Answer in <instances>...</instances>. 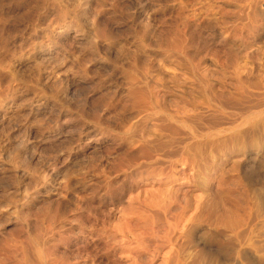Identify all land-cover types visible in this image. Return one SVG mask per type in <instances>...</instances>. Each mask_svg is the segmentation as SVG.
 <instances>
[{"label":"rangeland","instance_id":"1","mask_svg":"<svg viewBox=\"0 0 264 264\" xmlns=\"http://www.w3.org/2000/svg\"><path fill=\"white\" fill-rule=\"evenodd\" d=\"M23 252L264 264V0H0V264Z\"/></svg>","mask_w":264,"mask_h":264},{"label":"bare ground","instance_id":"2","mask_svg":"<svg viewBox=\"0 0 264 264\" xmlns=\"http://www.w3.org/2000/svg\"><path fill=\"white\" fill-rule=\"evenodd\" d=\"M257 10V9H256ZM243 11V10H242ZM256 13V12H255ZM251 22V21H250ZM103 32V31H102ZM179 36V35H178ZM180 38V37H179ZM182 40H184V39H182ZM177 41V40H176ZM173 42V41H172ZM178 44V43H177ZM174 45V44H173ZM178 46H179V44H178ZM174 48V47H173ZM225 49V48H224ZM253 49V48H252ZM255 49V48H254ZM178 50V49H177ZM181 51V50H180ZM253 51V50H252ZM250 53V52H249ZM187 55V54H186ZM194 55V54H193ZM196 55V54H195ZM238 55V54H237ZM232 56V55H231ZM188 57V56H187ZM192 57V56H191ZM229 57V56H228ZM234 59V58H233ZM253 59V58H252ZM232 60V59H231ZM231 63V62H230ZM235 64V63H234ZM196 65V64H195ZM196 70H197V68H196ZM197 72V71H196ZM198 75V74H197ZM193 77V76H192ZM240 78V77H239ZM247 79V78H246ZM242 80V79H241ZM244 82V81H243ZM249 82H250V80H249ZM259 83V82H258ZM257 84V83H256ZM203 86V85H202ZM253 86V85H252ZM251 86V87H252ZM256 87V86H255ZM202 88V87H201ZM244 88V87H243ZM261 89V88H260ZM243 90V89H242ZM157 91V90H156ZM210 91V90H209ZM208 91V92H209ZM258 91V90H257ZM158 92V91H157ZM155 93V92H154ZM192 93V92H191ZM211 96V95H210ZM232 96V95H231ZM245 97V96H244ZM140 98V97H139ZM148 98V97H147ZM202 98V97H201ZM218 98V97H217ZM223 98V97H222ZM145 99V98H144ZM149 99V98H148ZM235 99V98H234ZM233 99V100H234ZM141 100V99H140ZM203 100V99H202ZM238 100V99H237ZM136 101V100H135ZM139 101V100H138ZM145 101H146V99H145ZM213 101V100H212ZM239 101V100H238ZM242 101V100H241ZM147 102L148 101H146V105H147ZM154 102V101H153ZM203 102V101H202ZM215 102V101H214ZM201 103V102H200ZM149 104V103H148ZM158 104V103H157ZM201 104H203V103H201ZM225 104V103H224ZM153 104H151V106H152ZM155 105V104H154ZM221 105H222V103H221ZM138 106H140V104L138 105ZM137 106V107H138ZM150 106V108L151 109H153V107H151ZM233 106V105H232ZM196 107V106H195ZM148 108V107H147ZM227 108V107H226ZM209 109V108H208ZM146 110V109H145ZM162 110V109H161ZM144 111V110H143ZM136 112V111H135ZM196 112V111H195ZM210 112V111H209ZM145 113V112H144ZM198 113V112H197ZM200 113V112H199ZM198 113V114H199ZM211 113H212V111H211ZM220 113V112H219ZM152 114H154V113H152ZM139 115V114H138ZM204 115V114H203ZM145 117V116H144ZM177 117V116H176ZM195 117V116H194ZM148 118V117H147ZM178 118V117H177ZM176 118V119H177ZM139 119H141L140 117H139ZM144 119V118H143ZM175 119V120H176ZM182 119V118H181ZM210 119V118H209ZM217 119V118H216ZM142 120V119H141ZM174 120V121H175ZM178 120V119H177ZM176 120V121H177ZM197 120V119H196ZM148 121V120H147ZM167 121V120H166ZM175 121V122H176ZM179 121H181V120H178L177 122H179ZM184 121V120H183ZM194 121V120H193ZM207 121V120H206ZM140 122V121H139ZM159 122V121H158ZM153 123V122H152ZM151 123V124H152ZM169 123V122H168ZM184 123H186V121L184 122ZM155 124V123H154ZM165 124V123H164ZM182 124V123H181ZM139 125V124H138ZM153 125V124H152ZM156 125H158V124H156ZM161 126V125H160ZM140 127V126H139ZM142 127H144V126H142ZM168 127V126H167ZM174 127V126H173ZM148 128V127H147ZM151 128V127H150ZM162 128V127H161ZM197 128V127H196ZM149 129V128H148ZM168 129V128H167ZM211 129V128H210ZM213 129V128H212ZM156 130V129H155ZM162 130V129H161ZM208 130V129H207ZM139 131V130H138ZM169 131V130H168ZM160 132V131H159ZM173 132V131H172ZM139 133H140V131H139ZM152 133V132H151ZM158 133V132H157ZM147 134V133H146ZM153 134V133H152ZM155 134H156V132H155ZM200 134V133H199ZM135 135V134H134ZM143 135H145V134H143ZM154 135V134H153ZM162 135V134H161ZM178 135V134H177ZM202 135V134H201ZM140 136H141V134H140ZM155 136V135H154ZM157 136V135H156ZM168 136H169V134H168ZM198 136V135H197ZM216 136V135H215ZM143 137V136H142ZM161 136L159 135V137L158 138H160ZM135 138H137V136L135 137ZM148 138V137H147ZM154 138H155V140H154ZM153 138V141L152 142H150V141H147L146 139H144V138H140V139H142L141 140V142H139V141H137V143L139 142V144H138V148L137 149H139V152H141V153H147V154H152V157L153 158H156L157 159V157L159 158V155H161V154H163V152L165 153V157L167 156V155H169V153H171V154H173V156L175 155L174 153L175 152H177V150H169V148L167 147V140H164L163 139V141L164 142H166V143H164L163 141H161V140H159L158 138H156V137H154ZM168 138H171V137H168ZM167 137H166V139H168ZM151 139V138H150ZM156 139H158V140H156ZM172 139H173V137H172ZM169 140V139H168ZM171 140V139H170ZM177 140V139H176ZM191 140V139H190ZM134 142V141H133ZM148 142H150V143H148ZM136 143V144H137ZM172 143H174L173 145H175V144H177V143H175V142H173V140H172ZM172 143L170 142V144L172 145ZM182 143V142H181ZM189 143V142H188ZM169 144V143H168ZM179 144V143H178ZM190 145V144H189ZM176 146H179V145H176ZM185 146V148H189V147H187L186 145H184ZM181 147V146H180ZM184 148V147H183ZM182 148V149H183ZM170 149H171V147H170ZM189 150V149H188ZM185 151V150H184ZM138 152V151H137ZM167 152H169L168 154H167ZM191 152H193L192 150H191ZM188 153H189V151H188ZM201 153V152H200ZM149 154V155H150ZM138 155V154H137ZM136 155V156H137ZM145 155V154H144ZM172 156V155H171ZM185 157H186V155H184ZM190 156V155H189ZM144 157V156H143ZM167 157H169V156H167ZM175 157V156H174ZM180 157H182V156H180ZM138 158H139V156H138ZM142 158V157H141ZM128 159H130V158H128ZM131 159H132V157H131ZM140 160V159H139ZM143 160V159H142ZM147 160H149V159H147ZM182 160H185V159H183L182 158ZM182 160H181V162H182ZM131 161H133V160H131ZM135 161H137V160H135ZM134 162V161H133ZM189 162V161H188ZM132 163V162H131ZM175 163V162H174ZM123 164V163H122ZM135 164H136V162H135ZM158 164V163H157ZM156 164V165H157ZM164 164V163H163ZM166 164V163H165ZM154 165V164H153ZM159 165H161V164H159ZM120 166V165H119ZM118 166V167H119ZM162 166V165H161ZM156 167V166H155ZM160 167V166H159ZM165 168V167H164ZM121 169V168H120ZM167 171V170H166ZM181 171H183V170H181ZM170 172V171H169ZM168 172V173H169ZM151 173V172H150ZM162 173V172H161ZM172 173H175V172H172ZM153 174V173H152ZM161 177V176H160ZM165 177H166V175H165ZM173 177V176H172ZM186 177V176H185ZM134 179V178H133ZM158 179H159V177H158ZM158 179H157V181H158ZM166 179H167V177H166ZM163 180H164V178H163ZM162 181V180H161ZM184 181V180H183ZM169 182V181H168ZM176 188V187H175ZM177 189V188H176ZM166 190V189H165ZM168 190V189H167ZM179 192V191H178ZM168 194V193H167ZM156 195V194H155ZM155 197V196H154ZM153 199V198H152ZM167 200H168V198H167ZM149 201V200H148ZM151 202V201H150ZM164 202V201H163ZM162 202V203H163ZM168 203V202H167ZM151 205V204H150ZM140 206V205H139ZM157 206V205H156ZM117 207V206H116ZM136 207V206H135ZM150 207V206H149ZM164 207V206H163ZM162 207V208H163ZM168 208V207H167ZM139 209V208H138ZM147 209V208H146ZM169 209V208H168ZM112 210V209H111ZM100 212V211H99ZM156 212V211H155ZM162 213V212H161ZM160 213V214H161ZM94 214V213H93ZM169 214V213H168ZM46 215V214H45ZM103 215V214H102ZM129 215V214H128ZM133 215V214H132ZM158 215H159V213H158ZM157 215V216H158ZM53 216V215H52ZM108 216V215H107ZM59 217V216H58ZM103 217V216H102ZM101 217V218H102ZM160 217V216H159ZM162 217V216H161ZM55 218V217H54ZM100 218V219H101ZM172 219V218H171ZM157 220V219H156ZM163 220V219H162ZM177 220V219H176ZM145 221V220H144ZM158 221V220H157ZM102 223V222H101ZM130 223V222H129ZM158 223V222H157ZM174 223V222H173ZM149 224V223H148ZM48 225H50V224H48ZM140 225V224H139ZM152 226V225H151ZM159 227V226H158ZM122 228V227H121ZM229 231V230H228ZM136 232H138V231H136ZM127 233V232H126ZM131 233V232H130ZM139 233V232H138ZM90 234V233H89ZM141 234H143V233H141ZM36 235V234H35ZM113 234H110V237L112 236ZM144 235V234H143ZM150 236V235H149ZM118 237V236H117ZM123 237V236H122ZM37 238V237H36ZM112 238V237H111ZM114 238V237H113ZM41 239V238H40ZM67 239V238H66ZM94 239V238H93ZM118 239V238H117ZM119 240V239H118ZM150 241V240H149ZM57 242V241H56ZM121 242V241H120ZM160 242V241H159ZM110 243V242H109ZM112 243V242H111ZM127 243V242H126ZM129 243V242H128ZM231 243V242H230ZM51 244V243H50ZM133 244V243H132ZM146 244H147V242H146ZM26 245V244H25ZM27 245H29L30 246V244H28L27 243ZM42 245V244H41ZM81 245V244H80ZM226 245V244H225ZM133 246V245H132ZM141 246V245H140ZM143 246V245H142ZM106 247H107V245H106ZM129 247V246H128ZM144 247V246H143ZM142 248V247H141ZM10 249V248H9ZM17 250H18V248H16ZM46 249V248H45ZM44 249V250H45ZM54 249V248H53ZM137 249H139V248H137ZM136 249V250H137ZM8 250V249H7ZM43 250V251H44ZM47 250V249H46ZM135 250V251H136ZM143 250V249H142ZM15 251V250H14ZM27 251V250H26ZM123 251V250H122ZM161 251V250H160ZM28 252V251H27ZM26 252V253H27ZM51 252V251H50ZM13 253V252H12ZM14 254V253H13ZM76 254V253H75ZM47 255H48V253H47ZM127 255V254H126ZM131 255V254H130ZM22 257H21V259H22V261H24V264H29V263H27L26 261V255L24 254V252H23V254L21 255ZM175 257V256H174ZM16 258V257H15ZM181 258V257H180ZM182 259V258H181ZM13 260V259H12ZM18 260V259H17ZM54 260V259H53ZM62 260V259H61ZM183 261V260H182ZM26 262V263H25ZM29 262V261H28ZM49 262V261H48ZM31 263V262H30ZM32 263H35V262H32ZM52 263H53V261H52ZM117 263V262H116ZM4 264V263H3ZM42 264H44V262L42 263ZM60 264V263H59ZM63 264V263H62ZM194 264V263H193Z\"/></svg>","mask_w":264,"mask_h":264}]
</instances>
